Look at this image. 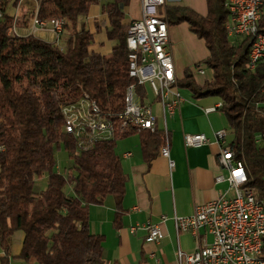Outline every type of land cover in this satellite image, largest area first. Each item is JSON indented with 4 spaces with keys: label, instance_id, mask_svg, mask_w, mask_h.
<instances>
[{
    "label": "trees",
    "instance_id": "trees-1",
    "mask_svg": "<svg viewBox=\"0 0 264 264\" xmlns=\"http://www.w3.org/2000/svg\"><path fill=\"white\" fill-rule=\"evenodd\" d=\"M227 0H207L201 15L190 7L166 6L161 16L168 26L187 23L210 52L204 61L214 72L211 82L198 87L190 70L180 82L195 98L213 96L229 124L230 148L244 161L246 187L264 199V60L249 67L251 39L229 36ZM129 0H40L39 18L62 17L66 25L63 50L33 37L10 34L14 15L9 1L0 2V249L2 264H10L15 232L25 234L19 259L36 264H106L104 237L90 231L89 208L113 195L126 193L127 177L117 144L97 143L77 152L64 131L62 107L81 93L101 101L107 111L121 112L129 77L125 6ZM16 0L12 7H16ZM94 5L108 15L111 54L93 52L94 36L88 16ZM35 9L21 7L19 27L31 23ZM264 33V11L259 23ZM145 161L156 158L165 143L163 130L140 133ZM63 146L73 174L58 173L56 151ZM44 180L46 187L38 189Z\"/></svg>",
    "mask_w": 264,
    "mask_h": 264
},
{
    "label": "built area",
    "instance_id": "built-area-1",
    "mask_svg": "<svg viewBox=\"0 0 264 264\" xmlns=\"http://www.w3.org/2000/svg\"><path fill=\"white\" fill-rule=\"evenodd\" d=\"M140 1L141 15L129 26L132 38L128 55L129 77L135 82L126 89L123 110L107 111L101 101L83 92L62 107L64 131L74 138L76 151L83 152L99 142L110 141L118 145L141 131L160 129L166 136L160 154L168 158L173 167L168 119L177 114L186 98L176 76L169 26L161 16L166 0ZM225 6L230 13L229 36L251 39L249 67L254 70L264 56V33L259 32L264 0H228ZM39 9L40 4L25 31L18 26L16 13L10 34L33 37L63 50L66 19L42 20ZM196 71L203 72V69L196 67ZM156 106L161 119L155 113ZM214 137L220 146L218 162L227 172V175L216 177V184L227 182L229 190L218 200L197 205L191 216L174 217L178 234L189 233L198 241L202 238L204 241L191 253L180 249L178 264H264V199H258L254 191L245 186L246 179L230 148L229 128L215 131ZM184 142L187 147H201L210 144L211 140L205 134L189 133L184 135ZM130 155L124 153L125 157ZM56 169L62 173L58 165ZM70 171L62 174L71 176L73 172ZM161 220L165 222L167 217ZM163 238L158 225L148 226V241L160 243Z\"/></svg>",
    "mask_w": 264,
    "mask_h": 264
},
{
    "label": "crops",
    "instance_id": "crops-1",
    "mask_svg": "<svg viewBox=\"0 0 264 264\" xmlns=\"http://www.w3.org/2000/svg\"><path fill=\"white\" fill-rule=\"evenodd\" d=\"M5 1L10 2L8 12L12 15L19 14L21 7L35 9L40 3V0H18L16 7H12L16 0ZM166 6L190 7L201 15L208 12L207 0H166ZM134 8L135 0L128 9L125 6L126 23L140 17L141 7L139 10ZM29 25L21 27V31ZM88 25L94 36L90 49L102 55L111 54L116 42L107 37L110 19L101 12V5L92 6ZM169 31L178 80L182 82L186 71L190 70L195 84L203 88L214 77L213 70L204 64L210 55L205 41L192 33L187 23L171 25ZM196 67H201L203 72H197ZM182 90L186 102L174 117L168 119L174 166L171 167L170 160L161 154L148 164L140 134L132 135L117 145L127 177L125 195L122 198L109 195L102 204L89 208L91 233L104 237L102 257L106 264H178L180 249L191 253L204 241L203 238L198 241L189 233L178 234L174 217L191 216L197 205L218 200L229 190L227 182L216 184L217 176L227 175L218 162L220 146L214 137L215 131L229 128L226 116L220 110L221 102L213 96L195 98L188 89ZM189 133L205 134L211 142L201 147H187L184 135ZM126 152L131 155L125 157ZM45 187L44 180L38 183L39 190ZM164 216L167 217L165 222L161 220ZM149 225H158L161 229L164 238L160 243L147 240ZM24 238L22 231L14 233L8 256L10 264H36L33 259L30 262L19 259ZM6 256L0 249V264Z\"/></svg>",
    "mask_w": 264,
    "mask_h": 264
},
{
    "label": "rangeland",
    "instance_id": "rangeland-1",
    "mask_svg": "<svg viewBox=\"0 0 264 264\" xmlns=\"http://www.w3.org/2000/svg\"><path fill=\"white\" fill-rule=\"evenodd\" d=\"M131 1L132 0H129V2L127 3V6H126L127 9L130 6ZM140 7H141L140 6V0H135V8H134V10L136 8H137V10H139ZM131 11H132V8H131ZM155 109H156L155 113L158 114V116H159L160 113L158 112L157 107H155ZM230 137L231 136H230V133H229V139H230ZM56 160H57L58 168H60V171L62 173H67V171H69L70 169H73V165H72V161H71L69 152L66 151L63 146H61V148L56 151ZM231 194L233 195L234 193H231Z\"/></svg>",
    "mask_w": 264,
    "mask_h": 264
},
{
    "label": "bare ground",
    "instance_id": "bare-ground-1",
    "mask_svg": "<svg viewBox=\"0 0 264 264\" xmlns=\"http://www.w3.org/2000/svg\"><path fill=\"white\" fill-rule=\"evenodd\" d=\"M131 45H132V38H130V30L128 28V32H127V46H128V49H129V54H130V51H131ZM263 60H264V56H262V61ZM262 61H258V64L260 62H262ZM236 163H238L240 165V168H241V171L243 173L244 179H246V182H248L249 177H248V173H247L244 161L241 160V159H237V157H236Z\"/></svg>",
    "mask_w": 264,
    "mask_h": 264
}]
</instances>
